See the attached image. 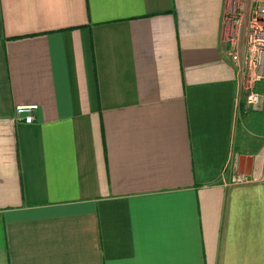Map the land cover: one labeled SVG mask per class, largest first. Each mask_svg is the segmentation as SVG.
Wrapping results in <instances>:
<instances>
[{
    "label": "crops",
    "instance_id": "crops-1",
    "mask_svg": "<svg viewBox=\"0 0 264 264\" xmlns=\"http://www.w3.org/2000/svg\"><path fill=\"white\" fill-rule=\"evenodd\" d=\"M227 6L0 0V264H264Z\"/></svg>",
    "mask_w": 264,
    "mask_h": 264
},
{
    "label": "built area",
    "instance_id": "built-area-1",
    "mask_svg": "<svg viewBox=\"0 0 264 264\" xmlns=\"http://www.w3.org/2000/svg\"><path fill=\"white\" fill-rule=\"evenodd\" d=\"M223 38L228 56L242 79L248 107L264 103V0H228ZM37 104L17 106V116L32 123Z\"/></svg>",
    "mask_w": 264,
    "mask_h": 264
},
{
    "label": "rangeland",
    "instance_id": "rangeland-1",
    "mask_svg": "<svg viewBox=\"0 0 264 264\" xmlns=\"http://www.w3.org/2000/svg\"><path fill=\"white\" fill-rule=\"evenodd\" d=\"M244 103L242 102L241 105L243 106V110H247V112L251 111V112H254V108H261V107H248V106H245V104L243 105ZM249 109V110H248Z\"/></svg>",
    "mask_w": 264,
    "mask_h": 264
},
{
    "label": "water",
    "instance_id": "water-1",
    "mask_svg": "<svg viewBox=\"0 0 264 264\" xmlns=\"http://www.w3.org/2000/svg\"><path fill=\"white\" fill-rule=\"evenodd\" d=\"M250 161V158H247L246 156H241V158H240V165H241V167L243 166V164H244V162L245 161ZM245 174H248V172L246 171V172H244Z\"/></svg>",
    "mask_w": 264,
    "mask_h": 264
}]
</instances>
